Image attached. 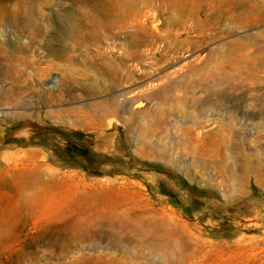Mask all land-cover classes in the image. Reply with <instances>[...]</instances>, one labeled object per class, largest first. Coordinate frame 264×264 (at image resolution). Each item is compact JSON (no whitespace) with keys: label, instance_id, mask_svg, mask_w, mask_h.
<instances>
[{"label":"rangeland","instance_id":"rangeland-1","mask_svg":"<svg viewBox=\"0 0 264 264\" xmlns=\"http://www.w3.org/2000/svg\"><path fill=\"white\" fill-rule=\"evenodd\" d=\"M0 53L37 63L0 105V264H264V0H0ZM104 211L170 225L52 242Z\"/></svg>","mask_w":264,"mask_h":264},{"label":"bare ground","instance_id":"bare-ground-1","mask_svg":"<svg viewBox=\"0 0 264 264\" xmlns=\"http://www.w3.org/2000/svg\"><path fill=\"white\" fill-rule=\"evenodd\" d=\"M32 54L33 53H0V57L4 59L2 77L4 78V83L8 85L7 90L0 95V105L16 107L24 94L28 92L32 93L33 86L30 81V72L28 70L32 69V67L37 64L36 61H33L31 58ZM59 58L63 60L66 59L64 56H59ZM67 60L71 64L75 63L74 56L68 57ZM64 85L67 90L71 88L68 86L67 80L64 81ZM60 92L63 93V90ZM93 109L91 110V114H93L91 118L98 121H104L109 117V110L111 108L108 107L105 114H97ZM75 124L77 126H85L87 123L86 121H76ZM17 176L25 178L24 189L30 188V190H32L33 187H37L40 184L42 187L47 186L49 188L48 184L46 185V183L43 182L40 183L41 179H37V177L40 176L38 172H34L32 175L20 174ZM33 180H35V182H32ZM107 212L108 211H104L93 216L83 217L80 220H74L69 225H64L63 227H66V229H63L64 231L62 233L52 238V242L54 245L63 243L64 246L62 247V252L69 254L73 244H81L84 241H93L97 238V234L102 231L108 234H113L112 236H115L116 238L129 239L137 237L139 240L143 241L150 238V236H155L159 226L170 225L169 221L158 215H151L149 217L148 215L138 214L132 220L133 223L129 224L126 214L121 213L122 216L119 214V218L121 219H117L118 212H115V214H105ZM139 224L145 226L141 231L136 228ZM169 232L170 231L166 233L168 234ZM66 233H71L72 235L70 236ZM161 257L162 260L165 261L169 259V256L166 254H163Z\"/></svg>","mask_w":264,"mask_h":264},{"label":"water","instance_id":"water-1","mask_svg":"<svg viewBox=\"0 0 264 264\" xmlns=\"http://www.w3.org/2000/svg\"><path fill=\"white\" fill-rule=\"evenodd\" d=\"M74 136H75V139L78 141H86L90 145H93L92 139L94 138V135L86 134V133L81 132V131H76Z\"/></svg>","mask_w":264,"mask_h":264}]
</instances>
